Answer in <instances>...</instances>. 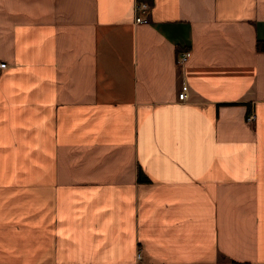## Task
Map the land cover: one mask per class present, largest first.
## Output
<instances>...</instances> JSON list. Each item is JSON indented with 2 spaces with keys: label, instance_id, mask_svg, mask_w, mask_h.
Masks as SVG:
<instances>
[{
  "label": "crops",
  "instance_id": "crops-1",
  "mask_svg": "<svg viewBox=\"0 0 264 264\" xmlns=\"http://www.w3.org/2000/svg\"><path fill=\"white\" fill-rule=\"evenodd\" d=\"M260 42L264 0H0V264H264Z\"/></svg>",
  "mask_w": 264,
  "mask_h": 264
},
{
  "label": "built area",
  "instance_id": "built-area-1",
  "mask_svg": "<svg viewBox=\"0 0 264 264\" xmlns=\"http://www.w3.org/2000/svg\"><path fill=\"white\" fill-rule=\"evenodd\" d=\"M147 7H148V3L147 2H144V1H140L137 3L136 5V11L137 12H146L147 10ZM136 22H147V18L146 16H137L136 17ZM192 56V52L190 50H186V51H183V52H180L178 54V57H177V64L179 65H185L188 60L191 58ZM7 67V64L5 62H0V70L4 69ZM182 96V100H185L186 99V92L182 93L181 94ZM249 121H252L254 120V114H250L247 118ZM139 258H140V255H139Z\"/></svg>",
  "mask_w": 264,
  "mask_h": 264
},
{
  "label": "trees",
  "instance_id": "trees-1",
  "mask_svg": "<svg viewBox=\"0 0 264 264\" xmlns=\"http://www.w3.org/2000/svg\"><path fill=\"white\" fill-rule=\"evenodd\" d=\"M259 48H260V49H264V43H261V42H260V43H259ZM139 179L142 180V181L147 179V178H145V177L142 175L141 170H140V172H139Z\"/></svg>",
  "mask_w": 264,
  "mask_h": 264
}]
</instances>
